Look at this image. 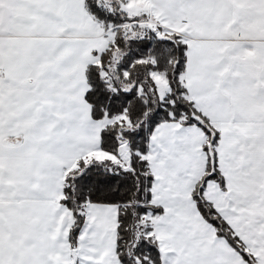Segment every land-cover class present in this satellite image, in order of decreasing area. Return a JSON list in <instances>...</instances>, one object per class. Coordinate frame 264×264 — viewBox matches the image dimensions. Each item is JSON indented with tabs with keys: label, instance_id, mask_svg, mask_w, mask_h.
<instances>
[{
	"label": "snow or ice",
	"instance_id": "obj_1",
	"mask_svg": "<svg viewBox=\"0 0 264 264\" xmlns=\"http://www.w3.org/2000/svg\"><path fill=\"white\" fill-rule=\"evenodd\" d=\"M0 264H264V0H0Z\"/></svg>",
	"mask_w": 264,
	"mask_h": 264
}]
</instances>
